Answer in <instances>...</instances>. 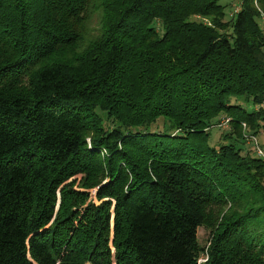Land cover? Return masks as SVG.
<instances>
[{
	"label": "trees",
	"instance_id": "trees-1",
	"mask_svg": "<svg viewBox=\"0 0 264 264\" xmlns=\"http://www.w3.org/2000/svg\"><path fill=\"white\" fill-rule=\"evenodd\" d=\"M262 13L0 0V264H264Z\"/></svg>",
	"mask_w": 264,
	"mask_h": 264
},
{
	"label": "rangeland",
	"instance_id": "rangeland-1",
	"mask_svg": "<svg viewBox=\"0 0 264 264\" xmlns=\"http://www.w3.org/2000/svg\"><path fill=\"white\" fill-rule=\"evenodd\" d=\"M218 2L223 5L224 11L226 12V18L228 17V14H231L233 11H237V10H239L241 8V0H218ZM254 2L256 3V0H254ZM192 18H194L196 20H200V21H202L203 23H206V24H210L211 23L208 17H206L204 15H201L199 13L193 14ZM258 21L261 24V27H262V30H263V34H264V13H262V15L258 18ZM95 23H96V21L91 19L89 21V23H88V28H91L92 25L90 26V24L94 25ZM239 100L248 109H250L251 107L254 108V109H258L257 108L258 106H256V105L260 104V103L251 104V103H249L246 100H243L241 98ZM259 108H263V107H259ZM223 116H229V115H227L225 113H221L219 115L216 124L214 123V125L210 129V137H209L210 143H214V141H216L217 143L219 141H224V139H225L224 134L229 131V128H230L229 123H225V124L220 123L221 117H223ZM161 121H162V118L159 117L158 119H156V121L154 122L152 127L153 128L156 127L157 130L160 131ZM229 122H230V120H229ZM242 122H241V133H242L243 144L241 143V140L239 138L236 139V142H237L238 145L242 144V146H243L242 152L243 153L244 152H249V153L254 155L255 152H254V150L252 148L251 142L245 136L246 135L245 132H249V130L252 132V129L250 128V126L245 121H244L245 122V126H243ZM256 134L258 136L259 143L264 148V130L260 131V132H258ZM226 141H227V139H226ZM208 235H209L208 229H206L203 226H199L198 227V229H197V237H198V240H199V242L201 244L207 243ZM205 259H206L205 256L200 257L198 259V263L204 261ZM87 264H89V263H87Z\"/></svg>",
	"mask_w": 264,
	"mask_h": 264
},
{
	"label": "built area",
	"instance_id": "built-area-1",
	"mask_svg": "<svg viewBox=\"0 0 264 264\" xmlns=\"http://www.w3.org/2000/svg\"><path fill=\"white\" fill-rule=\"evenodd\" d=\"M259 107L264 108V94H263V100L260 102V104L256 105ZM230 117L229 116H223L221 117L220 123L225 124L229 123ZM243 126H245V122H242ZM245 136L250 140L252 148L257 156H259L264 161V148L258 141V136L256 133H253L249 130V132H245Z\"/></svg>",
	"mask_w": 264,
	"mask_h": 264
}]
</instances>
